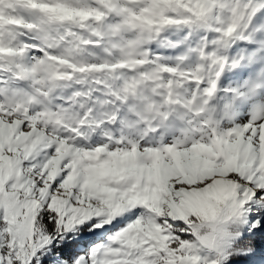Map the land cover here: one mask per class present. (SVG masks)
<instances>
[{"label": "snow or ice", "instance_id": "6c2138e0", "mask_svg": "<svg viewBox=\"0 0 264 264\" xmlns=\"http://www.w3.org/2000/svg\"><path fill=\"white\" fill-rule=\"evenodd\" d=\"M0 264H264V0H0Z\"/></svg>", "mask_w": 264, "mask_h": 264}]
</instances>
